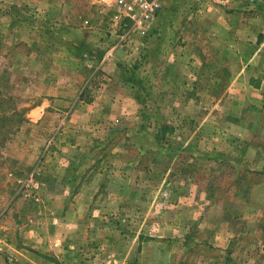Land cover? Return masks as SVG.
<instances>
[{
  "label": "rangeland",
  "instance_id": "374dc122",
  "mask_svg": "<svg viewBox=\"0 0 264 264\" xmlns=\"http://www.w3.org/2000/svg\"><path fill=\"white\" fill-rule=\"evenodd\" d=\"M115 1L0 0V264H264V7Z\"/></svg>",
  "mask_w": 264,
  "mask_h": 264
},
{
  "label": "built area",
  "instance_id": "2783aa9c",
  "mask_svg": "<svg viewBox=\"0 0 264 264\" xmlns=\"http://www.w3.org/2000/svg\"><path fill=\"white\" fill-rule=\"evenodd\" d=\"M165 0H116L114 21L116 24H129L142 34L146 33V28L151 25L163 10ZM210 1L214 5L226 6L236 0H202ZM252 6L264 7V0H242Z\"/></svg>",
  "mask_w": 264,
  "mask_h": 264
},
{
  "label": "trees",
  "instance_id": "16d2710c",
  "mask_svg": "<svg viewBox=\"0 0 264 264\" xmlns=\"http://www.w3.org/2000/svg\"><path fill=\"white\" fill-rule=\"evenodd\" d=\"M85 91H86V88L84 89V91H83V93L80 95V97H79V99H82V96H83V94L85 93ZM5 102H9V101H7L6 99H0V114L2 115V114H5V115H3L2 117L0 116V122H3V121H5L6 119H8V117H7V113L9 112L5 107V105H4V103ZM12 109V107H10V110ZM15 111H10L9 112V114H13ZM14 115H18V113H15ZM9 120V119H8ZM19 120H22V119H19ZM18 120V122H20ZM0 129H1V127H0Z\"/></svg>",
  "mask_w": 264,
  "mask_h": 264
},
{
  "label": "crops",
  "instance_id": "0c3cea01",
  "mask_svg": "<svg viewBox=\"0 0 264 264\" xmlns=\"http://www.w3.org/2000/svg\"><path fill=\"white\" fill-rule=\"evenodd\" d=\"M259 70H260V69H259ZM259 73H261V71H260ZM255 80H257L256 77H255ZM263 83H264V81H263Z\"/></svg>",
  "mask_w": 264,
  "mask_h": 264
}]
</instances>
